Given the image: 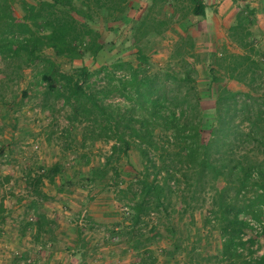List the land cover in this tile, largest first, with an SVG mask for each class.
<instances>
[{
    "label": "rangeland",
    "instance_id": "obj_1",
    "mask_svg": "<svg viewBox=\"0 0 264 264\" xmlns=\"http://www.w3.org/2000/svg\"><path fill=\"white\" fill-rule=\"evenodd\" d=\"M214 1L217 0H204L207 5L205 18L189 13L184 19L171 22L163 35H150L139 43L151 72L171 67L180 80H170V87L175 92L191 90L197 113L200 111L203 117L207 141L212 136L211 129L218 124L215 109L220 85L238 94L237 102L228 100L232 114L240 109L234 125L241 129L248 125L241 113L243 93L249 91L246 85L225 78L210 88L211 65L216 59L226 50L242 51L228 34V27L241 8L256 11L251 28L256 48L261 51L257 58L264 68V0H227L228 4L220 9L213 8L217 3ZM11 2L16 15L23 18L21 0ZM177 16L181 18L182 13L178 12ZM121 25L113 22L109 29L105 22L98 23L96 27L102 34L105 49L97 62L87 56L76 65L85 64L94 70L118 58L138 65L137 49L130 34H125L128 26ZM191 43L193 48L189 47ZM44 53L62 70L71 69L70 62L57 58L51 49ZM183 58L189 60L192 67L191 79L187 82H182L187 73L186 66L181 64ZM41 65L37 61L20 76L15 74L8 78L5 73L10 71L9 62L0 58V201L2 214L7 213L4 214L6 220L0 223V246L7 247L10 252L19 251L21 259L28 264L56 261L53 257L48 259L52 247H56L60 257V253L64 254V259H68L66 264H247L248 250L244 251L245 258L239 259H226L221 254L222 237L215 220L211 219L213 194L208 189L209 177L203 182L206 192L200 193L194 187L187 189L185 178L178 172L179 183H171L172 189L167 190L164 198L167 210H157L151 203L153 209L136 222L132 207L141 187L139 180L146 172L153 177L154 168L134 144L128 155L113 156L105 179L95 177L94 169H100L107 161L114 140L89 139L84 144L85 124H70V108L62 99L46 95V84L39 75ZM262 93V90L254 93L256 102L260 101L256 97ZM112 101L124 103L120 97H113ZM151 157L158 160L157 154L152 153ZM55 163L62 166V172L53 183L44 179L41 190L48 199H41L29 182L43 172L42 168ZM163 175H158V179L162 181ZM36 201L38 212L34 208ZM37 213L45 216L48 222L38 237ZM82 215L84 223L80 222ZM248 223L244 238L256 237L253 257H258L264 252V218L259 222L249 218ZM4 228L5 234L2 233ZM108 244L118 250L104 256L97 253L99 246Z\"/></svg>",
    "mask_w": 264,
    "mask_h": 264
},
{
    "label": "trees",
    "instance_id": "obj_2",
    "mask_svg": "<svg viewBox=\"0 0 264 264\" xmlns=\"http://www.w3.org/2000/svg\"><path fill=\"white\" fill-rule=\"evenodd\" d=\"M21 4L23 18L16 15L11 0H0V58L9 62L6 76H20L25 68L41 62L39 75L46 84V95L62 99L70 108V124H85L84 144L89 139L114 140L107 161L94 169L95 177L105 179L113 156L128 155L133 145H138L154 168V175L146 172L139 180L141 187L132 207L135 221L153 209L151 203L157 210H167L164 198L172 189L171 183H179L178 172L185 178L187 189L194 187L200 193L206 192L203 182L209 177L208 189L213 194L211 219L222 237L221 254L226 259H239L248 250L250 257H244L245 263L264 264V252L253 257L256 237L244 238L249 218L258 222L264 218V68L257 58L261 51L256 48L251 28L255 9L241 8L228 27L229 37L242 51L226 50L211 65L210 88L225 78L249 88L243 93L241 105L248 125L246 129L234 125L240 109L232 114L228 100L237 102L238 94L220 85L215 109L218 124L211 129L212 136L207 141L203 117L200 111L197 113L191 90L182 93L170 87V80L179 79L171 67L151 72L139 44L150 35H163L171 22L189 13L205 18L204 0H21ZM102 21L109 29L113 22L128 26L125 34H130L137 49L138 65L122 58L94 70L85 64L76 65L87 56L97 62L105 49L96 27ZM189 47L193 48V43ZM46 49H51L57 58L67 59L71 69L62 70L44 53ZM181 64L187 68L182 82H187L192 67L185 58ZM257 90L263 93L256 102ZM113 97L122 98L124 103H115ZM152 153L158 155L157 161ZM42 171L31 179L30 188L41 199H48L41 186L44 179L55 182L62 166L55 163ZM161 174L162 181L158 179ZM37 204L34 202L36 212ZM37 216L38 237L48 222L45 216Z\"/></svg>",
    "mask_w": 264,
    "mask_h": 264
},
{
    "label": "crops",
    "instance_id": "obj_3",
    "mask_svg": "<svg viewBox=\"0 0 264 264\" xmlns=\"http://www.w3.org/2000/svg\"><path fill=\"white\" fill-rule=\"evenodd\" d=\"M214 2H217V3H215L216 5L213 7L214 9L215 8H218V9L223 8L225 5L228 4L227 0H217V1H214ZM259 6H261V5H259ZM213 18L215 19V17H213ZM4 214H7V213H3L2 214V201H0V223H2L3 220H6ZM0 227H2V225ZM5 231H6V229L4 228L2 233L5 234L6 233ZM70 239H71V237H70ZM91 244H93V243H91ZM90 246L91 245H89V247ZM55 248L56 247H52V249H51V251H50V253L48 255V259L50 260V258L53 257V259H56V261H53V262L50 261V262H47L46 264H61V263L62 264H66L68 259L67 258L64 259V256H63L64 254L63 253H60L62 255V257H60L58 251ZM86 248H88V247H86ZM113 250L116 251L118 249L117 248H113V247L111 248L109 246V244H108L107 246H103L101 248L99 246V250H96V251H97L98 254H102V256H104V254H107V253H109V254L111 253L112 254ZM44 252H46V251H43V254H44ZM86 252H88V251H86ZM20 254L21 253L19 251H11L10 252L7 247L5 248V247L0 246V264H28L26 262V260L21 259L22 258V254L21 255ZM46 254H47V252H46ZM111 257L115 258L113 256H111ZM16 259H18V261H16ZM48 259H46V260H48ZM107 262L108 261H106L105 263H107ZM107 264H109V263H107Z\"/></svg>",
    "mask_w": 264,
    "mask_h": 264
},
{
    "label": "built area",
    "instance_id": "obj_4",
    "mask_svg": "<svg viewBox=\"0 0 264 264\" xmlns=\"http://www.w3.org/2000/svg\"><path fill=\"white\" fill-rule=\"evenodd\" d=\"M85 219H84V215H82L81 219H80V222L81 223H84Z\"/></svg>",
    "mask_w": 264,
    "mask_h": 264
}]
</instances>
